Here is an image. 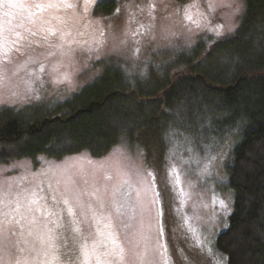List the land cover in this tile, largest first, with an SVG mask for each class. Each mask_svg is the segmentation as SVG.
<instances>
[{
    "label": "trees",
    "instance_id": "1",
    "mask_svg": "<svg viewBox=\"0 0 264 264\" xmlns=\"http://www.w3.org/2000/svg\"><path fill=\"white\" fill-rule=\"evenodd\" d=\"M126 11L130 20L149 19L153 0H102L94 7L106 27ZM150 55L139 72L106 66L64 100L0 109V165L82 152L99 158L124 142L155 172L154 189L177 199L180 184L173 188L166 160L180 176L187 159L195 167L221 149V187L231 200L215 241L221 264H264V0H244L233 37L204 31L169 58ZM164 208L167 214L168 201Z\"/></svg>",
    "mask_w": 264,
    "mask_h": 264
},
{
    "label": "rangeland",
    "instance_id": "2",
    "mask_svg": "<svg viewBox=\"0 0 264 264\" xmlns=\"http://www.w3.org/2000/svg\"><path fill=\"white\" fill-rule=\"evenodd\" d=\"M101 1L63 0L70 7L52 13L36 10L38 27L42 17L50 18L49 23L43 25L49 31L34 37L25 33L11 50L0 48V109H20L35 101L44 105L64 100L78 93L106 66L121 65L129 73L139 72L151 53L156 61L161 57L169 58L174 51L192 47L198 34L204 31L217 30L219 39L233 37L244 14V0H190L195 2L192 10L184 9L186 0H153L154 13L149 19L130 20L131 12L126 11L111 19L106 27L102 18L94 13L95 5ZM222 156L223 150L219 149L210 161L204 159L192 167L187 159L182 165L178 198L171 191L163 196L168 201L165 236L159 235L158 204L146 207L143 213L137 208L135 213L126 212L121 217L117 231L124 241L125 264H221L223 257L216 250L215 241L226 228L225 218L231 204L221 187ZM49 169H67L78 189L91 193L99 188L101 199H107L103 191L105 185L111 189L123 179L129 180L131 188L125 186V190L131 191L133 198L140 181L148 188V198L155 196L141 152L124 142L99 158L82 152L60 159L40 156L1 164L0 188L12 186L23 190L38 186L44 189L41 194L46 197L39 205L25 211L24 235L12 240H19L25 247L39 248L41 238L46 236L44 226L55 227L51 221L58 219L69 231L59 237L75 240L63 262L57 239L59 264H78L79 246H91L97 239V225L88 205L97 212L99 208L96 200L85 194L83 207L73 206L72 216L63 204L58 209L59 217L47 216L41 205L51 208V201L47 199ZM106 175L111 179L105 180ZM221 200L228 205L227 210L220 207ZM130 215H134V219L130 220ZM9 247L5 229L0 233V264H8ZM70 252L74 253L73 258Z\"/></svg>",
    "mask_w": 264,
    "mask_h": 264
},
{
    "label": "snow or ice",
    "instance_id": "3",
    "mask_svg": "<svg viewBox=\"0 0 264 264\" xmlns=\"http://www.w3.org/2000/svg\"><path fill=\"white\" fill-rule=\"evenodd\" d=\"M62 7H70V5L64 4L63 0H47V2L0 0V10H2L0 11V48L11 50L25 33L29 37H34L38 33H47L49 30L43 25L49 23L50 18L42 17L38 27L36 10L40 13L45 11L52 13ZM13 36L17 39L13 40ZM166 167L172 186L175 188L180 184V176L176 165L171 162V157L166 160ZM49 173L47 199L51 201V208L49 209L47 205H41L45 207L47 216L59 217L58 209L61 204L66 207L68 215L72 216L73 206L83 207L82 196L85 194L92 196L98 204V212L93 209L91 204L88 205V211L92 213L97 225L95 233L97 239L93 241L91 246L88 244L79 246L81 259H79L78 264H93V261L95 264H125L124 241L119 236L117 225L126 212L135 213L137 208L143 213L146 207L158 204L159 235L165 236L164 197L158 186H156L154 198L149 199L148 188L140 181L135 188V197L133 198L132 192L125 190V186L131 188L129 180L123 179L122 183L113 185L111 189L105 185L103 189L104 196L107 198L105 200L101 199L99 188L91 193H85L78 189L73 175L67 169L59 171L49 169ZM148 175L153 177L152 183L156 185L155 172L149 170ZM104 179L110 180L111 177L106 175ZM61 185L63 186L61 187ZM42 192L44 189L38 186L35 189L26 188L23 190L13 189L12 186L7 189L0 188V233L6 229L10 240L8 264H59L56 245L58 237L55 228L63 227V225L59 223L58 219L51 221L55 227L44 226L46 236L41 238V247L39 248L35 246L25 247L19 240H12L13 237H23L25 211L31 210L33 205H39L41 201L46 199L41 194ZM220 207L225 210L228 209V205L223 200L220 201ZM109 208L112 210L109 211ZM129 219H134V215H130ZM73 223L76 222L73 221ZM73 230L78 231V229ZM31 234L29 231V235ZM160 247L166 248V245H160Z\"/></svg>",
    "mask_w": 264,
    "mask_h": 264
},
{
    "label": "flooded vegetation",
    "instance_id": "4",
    "mask_svg": "<svg viewBox=\"0 0 264 264\" xmlns=\"http://www.w3.org/2000/svg\"><path fill=\"white\" fill-rule=\"evenodd\" d=\"M55 231H56V234L59 238L58 244L61 245L59 248L60 258L64 262V257L66 256L67 252L72 251L71 246L74 244L75 240L73 238H70V237H67V238L59 237V236L67 235V232L69 234V231H68V229H66L65 226L56 228ZM63 251L66 253L63 254ZM69 256H70V258H73L74 253L70 252Z\"/></svg>",
    "mask_w": 264,
    "mask_h": 264
}]
</instances>
